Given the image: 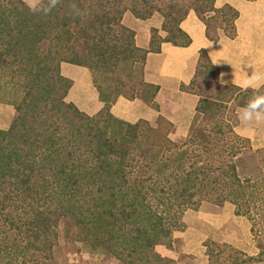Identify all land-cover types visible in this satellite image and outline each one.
Instances as JSON below:
<instances>
[{
  "label": "trees",
  "instance_id": "trees-1",
  "mask_svg": "<svg viewBox=\"0 0 264 264\" xmlns=\"http://www.w3.org/2000/svg\"><path fill=\"white\" fill-rule=\"evenodd\" d=\"M213 2L58 0L43 14L24 0H0V100L14 108L0 128V264H45L61 219L73 218L121 264H160L155 245L170 246L182 210L203 202H230L247 218L255 207L264 223V145L253 147L234 129L238 108L264 87L219 83L199 48L191 79L179 84L197 95L180 140L170 138L174 125L161 113L129 122L109 112L118 95L158 109V85L143 77L145 56L162 41L190 42L179 27L189 9L209 40L234 37L238 11ZM125 11L141 19L158 13L165 34L150 27L147 47L136 45ZM61 61L89 68L103 103L94 114L64 99L71 80ZM262 255L260 248L246 260L210 264Z\"/></svg>",
  "mask_w": 264,
  "mask_h": 264
},
{
  "label": "crops",
  "instance_id": "crops-1",
  "mask_svg": "<svg viewBox=\"0 0 264 264\" xmlns=\"http://www.w3.org/2000/svg\"><path fill=\"white\" fill-rule=\"evenodd\" d=\"M225 2L238 11V16L235 19L236 33L234 37L221 35L216 42L209 40L204 34L203 22L196 16L193 9H189L185 17L180 20L179 27L189 36L190 42L181 46L174 45L169 41H162L158 52L148 51L146 53L143 77L145 81L158 85L154 95L158 108H191L193 110L197 95L180 90L179 84L181 82L186 84L191 79L199 48H203L209 58L223 56L230 62L221 60L220 63L214 64L217 66L219 83L223 79L226 81L223 84L237 85L235 80L239 79L241 75L237 71L238 68L246 74H251V71L264 73V0H214L213 3L214 6L219 7ZM122 23L134 30L135 44L140 47H147L150 27L158 28L160 35L165 34L160 29L161 17L158 13L141 19L135 17L131 12L125 11L122 15ZM64 64L60 65L61 73L71 80L66 94L68 100L86 114L92 115L103 103L98 99L89 70L85 66L73 63ZM221 73L224 74L223 77H221ZM232 79L233 82H231ZM92 88L94 92H92ZM178 95L181 101L175 99ZM80 97H85V102ZM151 108L153 107L138 97L130 99L118 95L111 102L109 111L120 119L134 122L140 117L148 118V115L152 114ZM9 109L12 114L7 118L5 110ZM13 112L11 104L0 105L1 129L8 127ZM257 127L261 128V136L264 139V122L243 125L238 119L234 129L239 134L242 133L239 130L244 129L246 134L243 135L250 136L249 131L253 132ZM229 207L231 210L234 209L233 204L224 202L221 211L206 215L196 221H184L185 227L182 230L172 231L171 237L173 239L180 238L182 241L179 250L173 249L171 246L166 247L164 244H156L155 250L161 256L171 258L175 264H208L203 241L206 238H211L232 243L247 255H255L258 252L257 247L250 243V239L246 238L250 228L241 229L245 239L241 238L235 231L234 225V222L237 221L234 215L238 214L231 213L232 215H230ZM238 264H264V262L251 261Z\"/></svg>",
  "mask_w": 264,
  "mask_h": 264
},
{
  "label": "rangeland",
  "instance_id": "rangeland-1",
  "mask_svg": "<svg viewBox=\"0 0 264 264\" xmlns=\"http://www.w3.org/2000/svg\"><path fill=\"white\" fill-rule=\"evenodd\" d=\"M24 1L26 2V0ZM62 63L64 64V63H69V62L61 61L60 65ZM64 65L68 66L66 64ZM87 69L89 70V68ZM63 71L65 70L63 69ZM60 73H61V70H60ZM2 82H3V78H0V83L2 84ZM1 92H2V89L0 87V93ZM92 92H94L93 88H92ZM6 94H9V92H7ZM80 98L85 102L84 100L85 97H80ZM64 99L66 101H69L67 98V95H65ZM175 99L177 101H181L179 95L176 96ZM1 104L10 105L11 103L2 102V100H0V105ZM75 106L79 108L77 105ZM239 109L241 108H238V110ZM151 110H152V114L150 113L151 115H148V118H145L149 120L150 122L154 121L157 113L163 114L165 117H167L169 120L172 121L174 125V129L172 132L169 133L170 138L174 140H180L185 135L188 123L193 114V110H191V108H158L157 110L154 108H151ZM5 113H6L7 118L11 116L12 114V112H10V109L5 110ZM13 115H14V112H13ZM242 124L246 125L244 123ZM240 131L242 132L240 133L241 135L246 134L244 129L239 130V132ZM249 132H250V136L246 135V137L249 138L253 147L264 145V142H263L264 139L261 136V128L257 127L255 128L253 132L252 131H249ZM251 209H252L253 215H251L250 218H247L244 215L243 216L234 215L236 216V220H237L236 222H234L235 231L238 232L241 238L245 239L244 235L242 236L241 229L247 228V227L248 229L250 228V231H248L249 233L247 234L246 238L248 240L250 239V243L255 245L258 251L260 248L263 250L262 257H264V223L260 222V220L262 219L259 217L258 214H255L256 208L251 207ZM221 210H222V205L216 206L208 202H203L197 209L185 208L182 210L180 214L181 226L177 230H182L185 227L184 221H187V222H189V220L196 221L197 219L204 218V216L206 215H209V214L221 211ZM229 210H230L229 212L230 215L235 214L233 213L234 209L231 210V208L229 207ZM72 220L70 219V221L68 222H66L63 219L59 220L58 225L56 227V233H57L56 242L54 243L52 247L51 257L46 260L45 264H121L115 258H113L111 255H109L107 252H105L102 249L101 245L98 243L99 239H96L95 236H93L92 234H89L88 230L85 227L81 228V227H77L74 224H72L73 223ZM67 226H69V228H67ZM181 244H182V241L180 238L173 239L171 237L170 246L173 247V249L179 250L181 247ZM203 244L205 246V252L208 256V264L211 263V260L213 262H221V261L232 262V261L246 260L248 256H253V255H247L241 248L233 245L232 243H227L224 241H218V240H214L211 238H206L203 241ZM246 262H251V261H246ZM254 262H264V259L261 261H254ZM159 263L160 264H175V262L171 258H168V257H165V260H162ZM235 264H238V263H235Z\"/></svg>",
  "mask_w": 264,
  "mask_h": 264
},
{
  "label": "clouds",
  "instance_id": "clouds-1",
  "mask_svg": "<svg viewBox=\"0 0 264 264\" xmlns=\"http://www.w3.org/2000/svg\"><path fill=\"white\" fill-rule=\"evenodd\" d=\"M58 0H26L29 11L34 13L47 14L53 8L57 6ZM213 64H218L221 60L230 63L227 58L223 56H215L211 58ZM237 71L241 74L240 78L235 80V83L242 90L248 88L260 89L264 87V73L253 72L246 74L240 68ZM223 77V73L220 74ZM233 82V79L231 80ZM220 83H226L225 80L221 79ZM238 119L244 124L264 122V94L257 93L253 95L240 109L238 113Z\"/></svg>",
  "mask_w": 264,
  "mask_h": 264
}]
</instances>
